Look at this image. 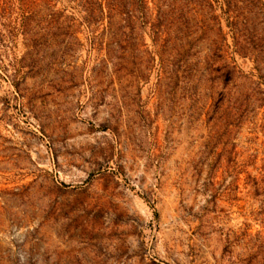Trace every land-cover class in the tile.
<instances>
[{
	"label": "rangeland",
	"instance_id": "rangeland-1",
	"mask_svg": "<svg viewBox=\"0 0 264 264\" xmlns=\"http://www.w3.org/2000/svg\"><path fill=\"white\" fill-rule=\"evenodd\" d=\"M84 15L0 0V264H264V54Z\"/></svg>",
	"mask_w": 264,
	"mask_h": 264
},
{
	"label": "trees",
	"instance_id": "trees-1",
	"mask_svg": "<svg viewBox=\"0 0 264 264\" xmlns=\"http://www.w3.org/2000/svg\"><path fill=\"white\" fill-rule=\"evenodd\" d=\"M22 1V0H21ZM78 6L84 15V23L90 25L96 19L102 21L107 19L109 25L120 20L124 27L129 31L121 32V36L129 38L132 36L134 26L140 23L142 26H149L151 35L158 47L159 54L165 52V48L170 44L171 40L183 42L185 40L203 39L209 35L211 30V21H215L218 25V34L226 40L223 35V29L220 17H224L228 34L232 38L233 52L246 57L248 54L253 56L256 69L259 71V56L264 54V39L254 29L255 25L252 21L259 20L257 25H264V0H223L219 9L221 16L211 15L209 12L202 15L203 21H200V36L195 38V32H184L180 25H177L175 13L180 9L179 4L173 0H70ZM205 8L212 10L213 1H206ZM168 9V11H165ZM174 14V15H173ZM99 15V16H98ZM252 15V18L250 17ZM209 16V18H207ZM260 17V19L258 18ZM264 66V63L262 67ZM262 69V68H261Z\"/></svg>",
	"mask_w": 264,
	"mask_h": 264
}]
</instances>
